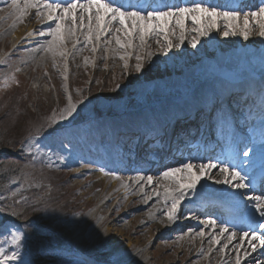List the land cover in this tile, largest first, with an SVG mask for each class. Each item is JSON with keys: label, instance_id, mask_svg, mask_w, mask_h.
<instances>
[{"label": "rangeland", "instance_id": "obj_1", "mask_svg": "<svg viewBox=\"0 0 264 264\" xmlns=\"http://www.w3.org/2000/svg\"><path fill=\"white\" fill-rule=\"evenodd\" d=\"M174 52L175 50L165 56L158 55L149 62L142 60L132 62L126 59L122 60L115 58L113 62L118 61L115 66H110L109 63L105 62L99 65L98 60L105 57L99 56L98 52H77L76 54L84 53L81 57H85L84 55L86 54L88 60H85L86 64L79 65V68H77L79 59L74 62L76 68L72 67L73 72L70 71L71 74L66 84L67 87L59 84V81L56 80V76L51 73L52 71H50L48 65L45 67V71H50V74H43V76L40 73L42 71L41 69L38 70L36 74L31 75H29L30 71L25 72L27 69L24 72H17L20 73V83L23 82L25 88L21 87V90H19L22 97L17 93L15 97L9 98L7 94H3L4 90L0 89V165L4 161L8 163V160L15 158L17 159L16 161L22 162L21 159L18 158V155L26 156L27 154L21 151V137L31 127L30 124L33 123L32 121L40 118L39 116H46L50 124L62 129V127H68L66 125L70 123H75L81 117L92 116L94 113L98 114L107 110H109L110 113L125 110L128 108L126 105L130 102V97H136L138 101H141L143 96L148 95L153 88L156 87L159 90L155 80L147 78V76L152 74L163 77L167 74H173V71L175 72L176 70L190 69L189 64L193 65L198 58V56L194 54H191V57L185 58L183 47L180 49V52L176 54H174ZM105 60L107 59L105 58ZM90 62L91 64H89ZM138 63L142 65V70L140 72L136 71V65ZM11 69L12 68H6L5 70L1 69L0 75L1 72L4 71L5 75H9ZM146 70L148 73L144 74ZM73 74L76 76H73ZM149 84H151V86L148 87ZM144 88H147L145 93L136 94L137 91H142ZM68 89L73 94V100L71 99L72 103H77L80 107L77 109V113H74V118H69L61 122L63 111L68 107V99L65 96ZM24 92H26V94L23 95ZM127 96L128 98L126 99ZM17 108L22 113L15 112ZM104 115H106V113ZM39 128L43 129V126H37V130L40 131ZM33 130L35 129L32 128L30 131ZM48 137L49 136L39 137V143H36L37 138L35 140L29 139L32 141L30 145L32 152L35 153L37 157L36 162L34 165L30 162H28V164L22 162L23 168H19L18 173L24 174L26 171L25 177L27 176L28 179L24 178V182L18 180L16 183L10 182L8 184L10 193L4 195L8 197L9 201L13 200V202L9 204L14 208L20 207L25 209V204L15 205L14 201H26L25 195L28 190L38 189L40 193H42L41 196H51L52 199H50L48 203V207L51 208V210H48V213L59 215L64 211L60 220L63 221L67 219L68 223L71 225L70 228H72V236L75 239H81L76 240V244L81 246V249L85 247V249L88 250L87 247H90L96 251L99 256L104 255L105 248H120L122 250L127 248L126 241L123 242L120 239L118 241L114 240L113 232H109L106 235L102 233L112 219L116 220L117 223L119 222L115 225L116 229H124L126 230L125 233L131 238H138L141 243H144L146 240L145 234L136 235L137 233L134 231V227H136L134 226L135 222L132 221H136L137 218L134 216L140 212L138 209L140 205L131 203L125 208L117 206L118 208H116L115 211H110V209L104 206L100 211H97L98 213H96L94 217L91 216V213L99 207L98 202L100 198H97V195L101 191L102 181H100V178L96 176L95 173L90 174L84 172L91 167L86 164L82 165L80 161H77V166L68 165L67 167H64L62 164H55L53 160H50L51 162L47 161V153L45 154L43 150L45 149L44 144L49 139ZM12 141L13 143L16 142L14 146ZM62 147H65L64 142L62 143ZM62 152L65 153L64 151ZM79 165L82 167L76 170L75 168ZM48 172H51V174H48ZM13 192L15 193L14 196L12 195ZM69 204L70 207H68ZM119 204L122 205L123 203L119 202ZM60 205L63 210H58L60 209ZM97 214L103 215L102 217H107L106 221L95 224ZM123 216H125V218H122ZM108 218H110V220H108ZM76 220L83 221V223L76 224L70 222ZM66 229L68 230V228ZM112 229L114 230V228ZM100 233L101 238L108 241L103 247L96 242L97 234ZM61 238L66 237L63 236ZM155 245L157 244H154L152 246L153 249L149 250L150 253L154 251L151 255L152 264L164 262L165 264H185L191 260V255L189 253L184 255L182 259V254L179 253L175 256L173 254V249L170 250L167 246L157 245L155 247ZM0 246L3 248L5 247L4 249L10 254L12 250L10 241L7 245L1 243ZM21 249L26 251H20L22 256L28 255L27 249L23 247H21ZM60 249H66V246H61ZM91 249L90 252H92ZM66 253H69V250ZM49 255L48 252H46V255L42 254L39 263L42 261V264H51L46 259ZM57 255L63 256L64 253ZM12 264H16V262H12ZM130 264H134V261H131Z\"/></svg>", "mask_w": 264, "mask_h": 264}, {"label": "snow or ice", "instance_id": "obj_2", "mask_svg": "<svg viewBox=\"0 0 264 264\" xmlns=\"http://www.w3.org/2000/svg\"><path fill=\"white\" fill-rule=\"evenodd\" d=\"M10 2L12 6L20 12L21 16L25 14L27 9L33 8L37 9V15L39 17H46L49 22L55 21L54 26L50 27L47 31V35L52 39L48 41L47 47L45 48L46 51L53 52L64 44L65 20L70 19L72 21L73 27H70L67 31L70 37H75L76 13L78 9L83 13L88 14L89 27L85 40L89 44L93 40V34L95 35V39L99 41L101 34L106 33L112 28L113 23H118L127 30V22H131L132 24V30H127V35L131 36L133 31L138 32L141 44L144 43L146 35L155 34L157 31L165 32V24L172 20L175 21L176 26L181 30L185 28V22L191 20L194 26L193 31L199 36L208 35V33L214 28L219 31V21H224L225 30H223V36H235L237 31L234 30L232 22H238L239 17L241 16V11H221L220 9L223 7L222 5H204L200 2H194L190 6L166 5L165 8L167 10L153 8L149 5L143 11H141L136 5H129L127 9H125L123 5L114 6L111 3V0H70L66 5L53 3L52 0H23V8H20L21 0H10ZM249 15L255 19L264 21V7H260L258 11L244 13V28L240 29V35L244 40L249 39V31L247 30L249 27ZM93 19L95 20L94 28L91 27ZM80 22L83 24L82 16ZM258 26L260 29L259 36L264 38V23H260ZM115 30L120 31L121 29L116 28ZM39 34L44 36L45 32L41 30ZM179 40L183 43V34H181ZM76 42L79 43L78 40ZM116 44L122 49L125 47V44L122 43L118 37L116 38ZM196 45L197 40L193 39L192 47L195 48ZM128 46H131V42H129ZM166 47L170 50L173 47L172 42L167 41ZM93 51H95V49H93ZM59 55L64 56L65 52L60 51ZM120 59L123 60L125 57L121 56ZM136 59L139 60L140 58L136 57ZM4 63L5 61L0 60V65ZM141 70L142 65L138 63L136 65V71L140 72ZM74 113H77V105L71 103V98L69 97V106L64 109L61 116V122L68 120L69 118H74ZM212 118L215 119L214 116ZM237 142L244 143V140L240 139ZM31 143V140L22 142L21 151L26 152L29 161L34 165L37 157L36 154L32 152V148L30 147ZM36 143H39V140H37ZM250 151L254 152L255 149L252 148L251 144H246L245 148H241L238 154L248 157ZM261 151H264V145H261ZM196 169H198V171H196ZM213 169H218L219 173L222 175V179H215L213 182L218 185L223 184L231 189L232 191L228 193L229 196H232L236 190L252 189V183L249 182V176L228 165H217L214 163L196 165L187 162L179 167L168 168L162 172L164 178L174 179L177 174L186 173V175H182L180 179H174V182L177 185V188L174 191H166L165 193L164 200L165 205L168 208L165 215L169 221H174L177 218V211L181 202L187 198L189 193L198 190V185L201 180ZM25 178L28 179L27 176ZM140 179H144V177H140ZM147 182L149 185L152 184L151 176L147 177ZM12 183H16V181H12ZM12 195L14 196L15 193L13 192ZM240 195L242 198L251 202L250 207L254 209L255 214H258L261 218L257 223V226L264 228V195H249L247 191L241 192ZM7 201L8 197L0 193V215H8L14 219H21V217H23L28 222L21 223L19 226L15 224L10 226L0 224V230H2L0 231V236L8 237L10 244L12 245L10 254L3 247H0V264H12V262H16V264H34L30 255H21L20 249L21 247L25 249L28 248V229L35 231L37 228V222L28 219L27 211L20 213L17 212L14 207L10 209ZM23 202L26 201L15 200L14 204L19 205ZM28 211H35V209H29ZM70 222L76 224L83 223V221L80 220ZM208 224L215 227L217 221L209 220ZM225 232H229V229L222 228L220 235H223ZM200 234L203 235V233ZM235 235L236 232H230L228 239L231 240ZM242 235L247 239L252 251H256L257 246L252 243L253 240L257 239L255 231L249 232L248 230H245ZM261 241V247H264V236H261ZM96 242L102 247L108 243L106 239L101 238V234H97ZM214 242L216 244L220 243L218 239ZM225 247H227V245H225ZM99 264H127L125 253L120 248H105L104 257ZM236 264H240L239 255H237L236 258ZM257 264H264V260L258 261Z\"/></svg>", "mask_w": 264, "mask_h": 264}, {"label": "bare ground", "instance_id": "obj_3", "mask_svg": "<svg viewBox=\"0 0 264 264\" xmlns=\"http://www.w3.org/2000/svg\"><path fill=\"white\" fill-rule=\"evenodd\" d=\"M4 19H1L0 25H2ZM18 19L15 20V22H17ZM260 23H264V21L259 20V22H251L250 23V27H248L249 29V39L248 40H244L243 37L240 35V29H242L241 27H238L237 25L233 24V28L234 30L237 31V34L235 36H228V37H223V35H221V31L225 30V22H222L220 24L221 29L219 31H217V29H215V32L217 33L216 35V40H217V46L221 51H228V50H232V49H236L239 48V50L243 51L246 50V47L248 46V50L247 53L250 56H256L257 54L260 55L262 53V55H264V39L261 38L259 36V24ZM31 28V24L30 22H28L27 27H20L17 28V26L14 27H2V34H4V36H7L10 41L13 42V46L17 45L18 47H20L19 42L22 39V37L24 36V33ZM179 28V27H177ZM115 26H112V28H110L108 30V32L106 33V35L101 39V42L99 41V46H100V51L102 49H104L105 47H108V42L107 40H113L114 38V43L111 46V51H108V53L105 54V59L101 58V60L99 61V65L105 63H109L110 66L112 65H116V61L113 62V60H115V58L119 55H123L126 51L125 48H120L119 45L116 44V38L118 37L120 39V41L122 43L125 44V35H118L113 37V32L115 31ZM176 28L172 29L175 30ZM180 29V28H179ZM132 30V29H129ZM182 31V30H181ZM126 32V31H124ZM175 32V31H174ZM187 32L194 36L197 33L193 31V26L191 24H185V28L183 29L182 33L184 36L187 34ZM180 34V36H181ZM149 38L145 37L146 40V45L147 44H152V41L150 39H155V34H150L148 35ZM132 40L138 44V46L141 44L140 42V38L138 35V32L133 31V34L131 35ZM94 41V39H93ZM6 41L4 40V43ZM70 42L69 38L65 41V45L68 44ZM94 43V42H93ZM84 44H87L85 38H83L82 40H80V42L78 43V46L75 48V51H89V45L84 46ZM42 46V45H41ZM137 46V47H138ZM142 45H140L141 47ZM47 47V44L43 45V47L40 49H34L31 47H27L25 49L26 52V56L24 57L23 61L26 64V67L29 66L30 63L34 62V65H37V67H43L42 71L40 72L41 75L43 76V70L45 69V67L51 62V59L55 56V52L53 51H46L45 48ZM112 47H117L116 50L115 48ZM91 48V47H90ZM148 52H145L144 55L142 56V58L145 61V58H149L150 56L154 57L158 50L159 47H157L156 49H151ZM115 50V51H114ZM161 52L163 53V51L161 50ZM68 53H70V58L68 60L69 63V69L70 71L73 72V68L75 67V63L77 59H79V63L77 65V68H79V65H83L86 64L85 60L87 59L86 54L84 55L85 57H81L84 53H78V54H73L72 52L68 51ZM141 53L140 51H136V54ZM244 53V52H243ZM135 55V54H134ZM99 56H101V54H99ZM225 57V56H224ZM114 63V64H113ZM115 68V67H114ZM113 69V67H112ZM95 70V69H94ZM144 74H147L148 71H144ZM188 73V72H187ZM73 76H76L73 74ZM145 76V75H144ZM147 76V75H146ZM147 78L150 79H154L156 82H160V80L163 81V77H160V75H150L147 76ZM180 78V72L179 74H176V78L173 79L174 83L179 80ZM167 80H169V78H167ZM151 84L148 85V87ZM77 95V94H76ZM65 96L68 99L67 105L69 106V97L72 99L73 98V94L71 93V91L68 89L67 92L65 93ZM158 100L160 98H157ZM73 100V99H72ZM71 100V103H72ZM77 105V109L80 107L79 104L77 103H73ZM16 106V103H15ZM66 109V108H65ZM74 116V114H73ZM100 128V127H98ZM51 152L49 153L50 157L52 158V160L56 163V164H62L64 167H67L68 165H70L71 163H74V161H72V159L70 157L64 158L63 157V153L60 152V150H54L51 149ZM100 180H102V177H99ZM210 180H214L216 179V177L214 176H210L209 177ZM107 179H105L106 181ZM111 180V181H110ZM110 180L106 181L103 185V190L100 191V193L97 195V198H100L98 205L99 207L95 209V211L93 213H91V216H95L96 213H98L97 211H100L104 205H106L107 203L111 202V199L116 198V197H120L119 200L122 201H126V200H132V201H137V200H149L152 199L153 195L155 197H158L159 199H163V197L165 196L164 193H166V191H169L170 188H163L162 186L159 187V191L156 193V189H154L152 186L147 187L146 185H142V182L137 181V179H135L134 177L132 178H128V179H123V178H110ZM118 187L117 190H115ZM165 187V186H164ZM159 194V195H158ZM158 202H160L158 199H154L153 201H151L150 205H153V209L158 208L160 210V204L158 205ZM98 215V214H97ZM107 217H100L99 216V220L96 221V224H98L99 222H105ZM108 220H110V218H108ZM146 220H148L147 218H142V222H145ZM134 221V227L135 228V233H137L136 235H144L145 234V238L146 240H150L153 236V234L149 231V232H145V229L140 227V221ZM119 223V222H118ZM116 222V220L112 219L109 223V225L105 228V230L102 231V233L104 234H108L109 232H113V238L114 240L118 241L119 239L121 241H126V247L125 249H123V251L126 252V256L130 257L136 262V264H152V259H151V255L152 253L149 252V250H152L153 247L148 245L149 243H141V241L138 238H131L129 235H127L125 233L126 230L124 229H116L115 225L118 224ZM98 226V225H97ZM153 227V231L157 232L162 228V224H158V222L154 223L152 225ZM114 228V230L112 229ZM128 233V232H127ZM101 234V233H100ZM195 232H192L189 235H175V238H173L170 242H169V246L171 249V246H175L176 248L173 249V254L175 256H177L179 253L182 254V259L184 257V255L187 254L188 250L190 248H196L197 246L200 247V255H198L197 257H192L191 260H189L188 262H186L185 264H236V258L237 255L240 254L241 251L245 250L247 243H244L240 246V249L237 250V247H239V244L237 243H229V241L227 239H223L220 238V243L214 247L211 248V241H209V239H204L201 235H199V237L195 236ZM147 236V237H146ZM158 246H160V244L157 243ZM155 245V247L157 246ZM224 245H227V247H224ZM157 251V250H156ZM206 251V252H204ZM180 258V259H181ZM217 260H219V262H216ZM173 262V261H172ZM175 262V261H174ZM250 260L249 259H245L243 262H240V264H249ZM160 264H165L164 263H160ZM171 264H176V263H171Z\"/></svg>", "mask_w": 264, "mask_h": 264}, {"label": "trees", "instance_id": "obj_4", "mask_svg": "<svg viewBox=\"0 0 264 264\" xmlns=\"http://www.w3.org/2000/svg\"><path fill=\"white\" fill-rule=\"evenodd\" d=\"M19 168H23V166L14 161H9L8 163L0 165V189H2V191L5 188V181L7 178H22L21 176H23V174L18 173Z\"/></svg>", "mask_w": 264, "mask_h": 264}]
</instances>
